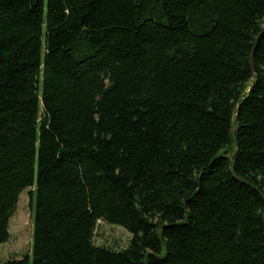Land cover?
<instances>
[{
    "label": "trees",
    "instance_id": "trees-1",
    "mask_svg": "<svg viewBox=\"0 0 264 264\" xmlns=\"http://www.w3.org/2000/svg\"><path fill=\"white\" fill-rule=\"evenodd\" d=\"M25 190L0 264H264V0H0V247Z\"/></svg>",
    "mask_w": 264,
    "mask_h": 264
},
{
    "label": "rangeland",
    "instance_id": "rangeland-1",
    "mask_svg": "<svg viewBox=\"0 0 264 264\" xmlns=\"http://www.w3.org/2000/svg\"><path fill=\"white\" fill-rule=\"evenodd\" d=\"M32 203L29 190L23 191L9 223V240L0 247V261L20 259L30 255L33 223ZM131 235L120 226L98 221L93 242L96 246H106L119 250L128 246Z\"/></svg>",
    "mask_w": 264,
    "mask_h": 264
},
{
    "label": "water",
    "instance_id": "water-1",
    "mask_svg": "<svg viewBox=\"0 0 264 264\" xmlns=\"http://www.w3.org/2000/svg\"><path fill=\"white\" fill-rule=\"evenodd\" d=\"M250 65H251V68L254 69V67H253V62H252V57H251V59H250ZM252 81H253V80H251L250 83H252Z\"/></svg>",
    "mask_w": 264,
    "mask_h": 264
}]
</instances>
